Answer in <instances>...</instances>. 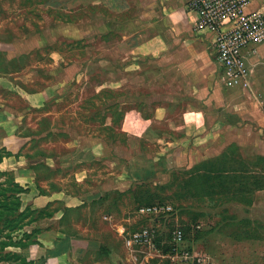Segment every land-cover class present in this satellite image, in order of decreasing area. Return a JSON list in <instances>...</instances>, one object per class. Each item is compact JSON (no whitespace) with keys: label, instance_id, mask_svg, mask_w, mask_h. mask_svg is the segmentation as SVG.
Instances as JSON below:
<instances>
[{"label":"rangeland","instance_id":"374dc122","mask_svg":"<svg viewBox=\"0 0 264 264\" xmlns=\"http://www.w3.org/2000/svg\"><path fill=\"white\" fill-rule=\"evenodd\" d=\"M78 7L53 9L74 18L66 23L56 12L47 14L39 0H0V38L10 39L0 40L8 50L5 61L0 54V72L18 71L0 74V106L30 135L26 149L34 150L33 160L47 155L62 167L38 166L40 178L51 188L68 185L71 191L90 189L102 195L98 204H85L68 215L69 229H75L79 217L81 221L83 239L76 241L74 263L115 264L118 258L122 264H170L165 249L179 225L183 247L207 264H264V57L254 67L258 100L227 85L216 62L211 75L197 71L187 80L170 70L165 79L174 86L126 85L132 72L101 67L107 65L101 40L105 20L118 21L123 14L96 2ZM114 82L123 85L110 86ZM16 83L25 90L50 85L54 93L42 107H32L16 92ZM161 105L168 110L156 111ZM186 109L200 111L198 128L213 132L210 140L184 138L179 117ZM145 122L158 140L155 133L137 136ZM125 129L135 135H126ZM93 142L102 144V155L85 164L88 180L78 188L71 173L81 164L69 165L71 150ZM132 158L136 164L153 158V174L138 180L126 174ZM162 202L170 203L174 212L156 218L136 212L139 206ZM149 225L161 234L159 247L125 244L130 232ZM24 252L41 264L40 246Z\"/></svg>","mask_w":264,"mask_h":264},{"label":"crops","instance_id":"0c3cea01","mask_svg":"<svg viewBox=\"0 0 264 264\" xmlns=\"http://www.w3.org/2000/svg\"><path fill=\"white\" fill-rule=\"evenodd\" d=\"M95 2L110 12L123 14L122 19L118 21L105 20L106 26L102 30L105 35L101 40L106 45L105 61L107 65L101 67H104L106 71L132 72V77L128 75L126 85L136 83L148 87L174 86L175 82H169L165 79L166 73L170 70H173L175 74L176 72L183 74L184 79L187 80L192 79L190 74L197 71L211 75L215 62L220 66L223 75L222 66L213 49L212 35L197 30L195 27L196 14L189 8L188 0H45L41 5L45 9L63 10L72 5L79 6L77 8L79 9ZM249 7L252 9H254L253 7L264 8V0H252ZM111 31H117L118 34L109 36L108 33ZM5 47L6 44L0 41V53L2 55L8 51ZM260 56L264 57V42L251 44L243 50L242 60L247 71V86H231L248 91L255 100H258L259 97L256 89L258 78L254 75V67L257 60L261 59ZM146 60L153 62V64H149ZM111 62L116 64L109 68L108 64ZM1 72L3 77L18 73V71L8 70ZM2 76L0 75V78ZM14 78H18V76H14ZM195 82L190 80L192 86L197 87ZM184 84L187 85V83ZM114 85L123 84L117 82L110 84V86ZM14 89L26 104L37 108L42 107L54 93V90L50 89V85H45L38 90H25L21 84L16 83ZM0 100L2 99L0 98ZM167 108V106L161 105L156 108V111L162 109L167 111ZM156 111L152 115L153 118L157 117ZM182 112L181 117H179L182 120L180 128L186 140L190 138L192 140L199 138L201 141L211 139L210 135L213 132H200L198 128L199 110L186 109ZM0 130L2 131L0 133V148L3 147L11 153L0 162V170L12 171L15 181L26 188V191L20 193L21 209L27 206L37 210L49 208L52 212L49 217H43L26 227L28 230L32 227H40L42 230L38 237L40 244H32L29 249L35 246L42 248L41 264H75L71 256L74 257V254L78 252L79 248L76 241L83 239L78 229L80 226L78 222H81L79 221L80 217L77 221L75 220V229H71L70 233L63 232L62 228H66V226L61 224L62 218H67L69 209L76 211L85 204H98L102 195L95 190L94 192L90 191V189L71 191L68 185L51 188L48 181L38 179L36 170L38 164H43L49 169L56 165L58 167L59 163L57 159L47 155L41 156L38 160H33L34 150L28 151L26 149L30 143V135L19 130L17 124L12 121L10 110L2 106H0ZM125 130L126 135L134 134L131 130ZM156 133L150 124L145 122L140 131L138 130L137 136L154 134L157 139L158 134ZM102 150L100 142H93L87 146H75L71 150L69 165L81 164L71 173V181L75 186L80 188L86 183L89 167L85 164L99 159ZM144 163L136 164L132 158V164H128L126 174L137 180L153 174L156 165L155 160L147 158ZM61 168V166L58 167V170ZM111 216L104 215V219L110 221L112 220ZM41 222H44L43 227L39 225ZM85 252V247H83L80 258ZM113 262H120V260L114 258Z\"/></svg>","mask_w":264,"mask_h":264},{"label":"built area","instance_id":"2783aa9c","mask_svg":"<svg viewBox=\"0 0 264 264\" xmlns=\"http://www.w3.org/2000/svg\"><path fill=\"white\" fill-rule=\"evenodd\" d=\"M252 0H188V6L196 14L195 27L200 32L212 35V45L223 70V78L229 86H247V71L242 52L249 45L264 42V8H250ZM168 203H153L139 206L137 213L159 216L171 212ZM157 228L143 226L130 232L124 242L127 246L155 247ZM171 261H186L190 264H207L204 257L183 247V231L177 225L171 234Z\"/></svg>","mask_w":264,"mask_h":264},{"label":"trees","instance_id":"16d2710c","mask_svg":"<svg viewBox=\"0 0 264 264\" xmlns=\"http://www.w3.org/2000/svg\"><path fill=\"white\" fill-rule=\"evenodd\" d=\"M44 1L45 0H39V3L42 4ZM44 11L47 14L56 12L58 19L60 18V21L66 23L73 22L74 20V18L71 17L70 14L64 13L61 10L54 11L53 8H47L44 9ZM0 40L10 41V39L6 38H0ZM2 56L5 61L4 54ZM6 62L8 63L9 61L6 60ZM4 70L6 71L8 70V68H4ZM111 118L113 121L112 115ZM9 155H11L9 151H7L3 147L0 148V162L3 160L4 157H8ZM39 165L43 166V164H38L36 166L38 179H41L39 175L40 170L38 169ZM44 168L45 170L48 169L46 167ZM24 191H26V188L20 185L17 181H15V177L12 171L0 170V262L5 261L6 264H35L33 260L27 258L24 251L29 249L32 244H40L38 237L41 234L42 230L40 227H32L29 230L26 229V227L32 225L33 223H36L43 217H49L52 214L49 208L37 210L27 206L24 209H21L20 193ZM174 209L175 208L173 207V210L171 212H174ZM71 212H74V209H69L67 211V218L64 217L61 221V224L66 226V228H62L63 232L65 233H70V231H72L67 226L68 215ZM149 217L156 218L158 216ZM182 231L183 238L185 241L183 228ZM160 235L161 234L157 231L156 238L154 239L156 248L159 247L158 239ZM171 237L172 236H170V241ZM170 241L168 242V245L165 249L166 254L171 253L172 245ZM8 247L16 248L18 249V251H9L7 250ZM169 262L170 264H172L170 259Z\"/></svg>","mask_w":264,"mask_h":264},{"label":"water","instance_id":"95a60500","mask_svg":"<svg viewBox=\"0 0 264 264\" xmlns=\"http://www.w3.org/2000/svg\"><path fill=\"white\" fill-rule=\"evenodd\" d=\"M115 264H122L121 262H116Z\"/></svg>","mask_w":264,"mask_h":264}]
</instances>
